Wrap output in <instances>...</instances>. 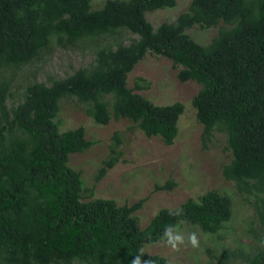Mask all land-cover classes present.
<instances>
[{"label": "trees", "instance_id": "1", "mask_svg": "<svg viewBox=\"0 0 264 264\" xmlns=\"http://www.w3.org/2000/svg\"><path fill=\"white\" fill-rule=\"evenodd\" d=\"M91 1L0 0V264H131L140 249L164 241L167 225L185 224L205 235L230 222L232 200L215 190L177 209H160L144 229L135 213L146 200L119 206L93 198L122 157L118 132L91 189L68 166L70 155L94 145L83 127L60 132L61 103L71 97L95 125L125 119L132 132L159 138L167 147L176 143L184 105H154L135 93L149 89L143 78L127 86L146 54L169 60L180 83L199 85L190 101L201 140L206 144L216 132L225 136L231 160L222 177L242 197L254 198L264 231V0H192L174 23L156 29L145 14L171 9L176 0H105L98 10ZM193 27L218 33L202 46L186 34ZM126 33L137 38L125 44ZM80 44L92 55L87 66L62 79L37 80L33 67L52 46ZM4 71L9 75L2 76ZM175 187L170 179L154 191ZM84 188L88 201H82ZM178 209L183 214L175 216ZM249 231L256 243L250 252L222 249L214 256L206 249L209 264H230L231 258L264 264V236ZM143 259L172 264L146 252Z\"/></svg>", "mask_w": 264, "mask_h": 264}, {"label": "rangeland", "instance_id": "2", "mask_svg": "<svg viewBox=\"0 0 264 264\" xmlns=\"http://www.w3.org/2000/svg\"><path fill=\"white\" fill-rule=\"evenodd\" d=\"M104 1L92 0V10L100 9ZM191 1L176 0L175 7L147 12L145 18L154 29L162 23H174L188 9ZM217 33V28L200 31L193 27L186 30V34L202 46L209 44ZM136 38L137 36L129 33L123 36L125 44ZM45 54L43 61L33 67L38 72L37 80L41 82L49 78L62 79L72 71L87 66L92 57L82 44L67 49L52 46ZM177 72V69L171 67L169 60L162 57L152 58L146 54L127 79L128 88H133L137 78H143L149 84V89L135 93L154 105L164 106L174 102L184 105V112L178 121L179 136L171 147L165 146L159 138L148 139L138 130L132 132V123L129 120L111 119L107 126L95 125L86 115V107L74 97L61 103L58 121L61 123L60 132L83 127L86 139L94 143L89 151L70 155L68 162L69 167L81 172L87 190L93 187L94 176L101 162L107 157L111 136L114 132L121 135L122 157L94 188L93 198L112 199L119 206L146 200L135 213L141 229L149 224L160 209H177L187 199L198 200V197L210 190L228 195L232 200V217L223 231L204 235L195 227L185 224L178 227L185 237L196 232L200 240L199 247L181 245L178 251H174L163 241L144 248V252L165 257L172 264H209L210 254L206 253V249L214 256H219L222 249L229 253L236 249L248 253L256 244L253 241L254 233L249 230H254L261 237L264 236V231L256 217L254 198L242 197L235 184L222 177L223 166L231 160V153L226 149L225 136L216 132L214 138L206 144L201 140L202 126L195 120V110L190 101L199 91V85L193 81L180 83L176 77ZM8 75L9 72L2 73V76ZM14 91L16 90L13 89ZM169 179L176 183L174 189L170 192L154 191L155 185H162ZM85 188L81 194L82 201L90 199ZM212 263H217L216 259ZM230 264L243 263L240 259L231 258Z\"/></svg>", "mask_w": 264, "mask_h": 264}, {"label": "clouds", "instance_id": "3", "mask_svg": "<svg viewBox=\"0 0 264 264\" xmlns=\"http://www.w3.org/2000/svg\"><path fill=\"white\" fill-rule=\"evenodd\" d=\"M169 180H167L162 185H155V187L156 186H163ZM155 187H154V189H155ZM157 192H162V191H157ZM182 214H183V210L178 209L177 212L175 213V216H180ZM169 215H173V212L170 211ZM162 239L174 251H178L181 245H183L185 247H187L188 245H191V247H193V248H197L200 245V240H199L196 232H191L187 235V237H185L184 233L182 231H180L176 225L165 226ZM143 257H144V250L140 249V254L135 256V258L131 261V264H153V262L150 259L145 261L143 259Z\"/></svg>", "mask_w": 264, "mask_h": 264}]
</instances>
